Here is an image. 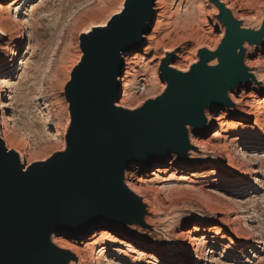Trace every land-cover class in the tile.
<instances>
[{
  "label": "rangeland",
  "instance_id": "rangeland-1",
  "mask_svg": "<svg viewBox=\"0 0 264 264\" xmlns=\"http://www.w3.org/2000/svg\"><path fill=\"white\" fill-rule=\"evenodd\" d=\"M126 2L127 0H32L24 7L23 14H17L16 18L13 11L8 13L4 4L0 3V27L9 32L8 36L0 35V56L6 55L11 60L14 56L17 57L6 65L5 77L1 78L4 84H0V102L5 105L3 113L8 120L7 145L18 152L25 164L26 159L29 160L28 165L43 162L54 153L63 150L71 124L66 89L71 82L74 69L83 56L80 36L87 31H91L88 34H92L95 29L91 27L107 25L114 16L123 11ZM228 4H232L237 14L254 15L253 19H247L249 21L244 23L245 27L259 28L264 17V0H230ZM213 6L209 0L155 1L151 32L145 37L152 36L153 39L147 44L144 38L139 48L123 55V62L128 58L129 61L136 62V67L133 75L125 76V64H123L122 75L118 79L121 92L117 105L121 106L122 102L124 108V105L129 106L127 109L139 108L148 100L161 95L165 82L158 76L161 61L159 56L163 55L165 49L173 52L181 51V57H173L172 62L173 65L177 64L181 68L184 66V71H187L196 59L198 50L217 47L222 39V33ZM162 12L166 17V25L158 28L157 15ZM17 21L23 22V26H18ZM22 34L25 37L19 52L16 38ZM146 45H150L148 53L144 52ZM261 48H264V45ZM258 58L264 60V49L254 54L251 59ZM153 62H157V68L154 67ZM177 70L182 71V69ZM253 70L259 72L260 68ZM243 85L248 84L241 86ZM123 86L128 90L124 94ZM241 86L232 91L236 94L231 97L234 105L231 108L239 110V113H231L225 106H214L209 112L218 118L226 112L227 118L223 119L222 130L237 125L238 121L232 119L242 118L238 115L247 116L244 107L236 104L241 91L247 90L251 95L248 102L253 105L252 116L248 117L249 122L242 126L246 129L252 128L257 120H264V90H257L253 86L241 89ZM209 125L206 128L204 126L203 130L198 132L199 135H191V139L201 138L205 144L208 142V146L215 144L213 135L217 129L211 127L209 129ZM1 137L3 139L2 134ZM243 143L244 145L238 148L237 159L244 169L251 168L253 172L260 167L264 169V140H261L260 134L246 137ZM193 144L192 156L178 162L181 164L170 165L174 160H169L157 162L147 168H139L134 164L129 168L126 172L127 180L130 174L132 177L145 178L144 175L156 171L163 172L162 180L149 184L148 187L151 189L155 185L161 186L162 194L156 195L155 201L159 206L163 204V210L169 213V226L165 232H161L162 225L158 227L156 224L146 229L151 231L154 237H161L160 240L146 241L147 244L143 242L145 239L142 237L143 240L139 238L128 240L120 235L114 239L115 243L120 244L114 246L121 250L120 254L105 253L101 264H144L143 257L129 254L131 249L138 250L136 245L140 243L151 247L150 251L145 253L157 257L156 263L145 264H169L168 260L172 259H180L178 264H198L196 260L194 261V254L193 259L190 260L182 253L185 243L190 244V242L180 236V233H191L190 237L193 239L202 238L204 235L194 232L195 228L211 231L213 235L206 242L216 244L213 254L208 253L211 247H207L205 260H209L210 263L203 262V264H264V245H260L262 249L259 250L252 248V242L258 241L260 237L264 243V173L262 175L252 173L250 177H246L248 179L244 181L247 184L245 190L241 194L237 193L230 182L235 177L224 170H218L220 163L218 153ZM181 169L186 170L188 176L201 175L205 179H201V182L195 185L180 182L177 179ZM212 172H217L220 176L218 184L209 191L215 200L208 198L200 190V187L206 186V180H210ZM256 178L261 181V186L255 188ZM251 188L255 189L250 190ZM220 200L222 204L218 202ZM209 208L215 209V213L210 214ZM232 208H235L234 212ZM226 214L230 227L226 225V221L217 222L220 218L225 219ZM236 217H240L251 242L250 249L243 254L241 249H238V239L231 230L232 221ZM95 232L97 230L88 231L80 237V240L62 238V236L58 238L67 242L85 243ZM98 250L99 247L96 248V254ZM127 256H133L135 263H130Z\"/></svg>",
  "mask_w": 264,
  "mask_h": 264
},
{
  "label": "water",
  "instance_id": "water-1",
  "mask_svg": "<svg viewBox=\"0 0 264 264\" xmlns=\"http://www.w3.org/2000/svg\"><path fill=\"white\" fill-rule=\"evenodd\" d=\"M155 1L127 0L107 27L80 36L83 56L66 89L71 124L64 151L26 167L0 138V264L75 262L52 243L63 232L103 224L150 229L148 205L126 187V172L171 155L187 159L188 127L203 130L207 109L234 106L229 92L256 82V70L244 63L245 45H264V19L259 28L244 27L224 4L209 0L224 30L216 50H199L187 73L169 69L167 54L159 69L164 92L133 111L117 107L123 55L150 34Z\"/></svg>",
  "mask_w": 264,
  "mask_h": 264
},
{
  "label": "bare ground",
  "instance_id": "bare-ground-1",
  "mask_svg": "<svg viewBox=\"0 0 264 264\" xmlns=\"http://www.w3.org/2000/svg\"><path fill=\"white\" fill-rule=\"evenodd\" d=\"M30 1H32V0H24L23 2L21 0H0V3H1V5L4 4V6L8 10V13H11V11H13L14 12V18H16L17 14L18 15L23 14V11L25 10L24 7H26ZM216 1L220 2L221 4H224L225 7L231 11L233 17L239 21L246 23L247 21H249L247 19H253L254 15L253 16H247L244 14H237V11L235 12V10L233 9L234 7L232 6V4H228V1L230 2V0H216ZM213 9H214V14L216 16L218 14V10L215 7V5L213 6ZM263 16H264V14H263ZM263 19H264V17H263ZM165 20H166V17L164 16L163 12L159 13L157 15L156 24H157L158 28H163L166 25ZM17 24H18V26H23V22L17 21ZM259 25L260 24H258V26ZM218 26L220 28V31L222 33V38H223L224 37V30L220 27L219 24H218ZM105 27H107V25L104 27H96V28L91 27L92 29L96 30V31L95 30L92 31V33L95 34V33H97L98 29L105 28ZM244 27H245V25H244ZM89 32H91V31H89ZM89 32L87 31V32L83 33L82 35H87ZM1 34L4 36H8L9 32L3 30V28L0 27V35ZM148 35H146V36H148ZM23 37H25V36H23V34H22L16 38V41L18 44L17 48H18L19 52L21 51V48H22ZM145 39H146L147 44H149V42H151L153 37L149 36ZM218 45H217V47H218ZM148 46H150V45L145 46L146 47L144 49L145 53L150 52V48ZM245 47L248 49V52L246 54L245 61H244L245 65L250 69L260 68V71L259 72L258 71L253 72V74L256 78V82H252L248 85H243V86H241V89L253 86L257 90H264L263 89L264 88V60H261L260 58L253 59V60L251 59L254 54H257L258 51L263 50L264 48L250 47L248 45H245ZM211 48H209L207 50H209L211 52L216 50V48L215 49H211ZM202 49H206V48H202ZM18 54L19 53H17V56H18ZM167 54H169V56L172 57V60H170L168 62V65H167V67L169 69H172L175 71H178L177 69H182V71H179L182 73H187L190 70V68H189L187 71H184V69H183L184 66H183V68H181L177 64L173 65V63H174V62H172L173 57L180 58L182 53H181V51L180 52H173V50H170V49H168V50L165 49L163 51V55L159 56L160 57L159 59H161L160 64H159V69H160V65L162 64V60L168 58ZM15 57L16 56H14V58ZM14 58H13V60H11L10 58H7L6 55L0 56V84H2V83L4 84V81L1 78L5 77L4 73H5V70H7L6 65L13 62ZM197 62H198V57H196V59L194 60L192 65L196 64ZM124 64H125L124 75L125 76L131 75V74L133 75L134 68L136 67V62H131L128 60V58H125ZM214 64H216L215 61L211 63V65H214ZM153 65L155 68H157V62H153ZM248 65H258V66L250 67ZM159 74L160 73L158 70V76H159ZM163 85H164V89L162 90V93L164 92V90L166 88V86H165L166 84L164 83ZM126 91H128L126 86H123L122 93L124 94ZM233 94H236V93L235 92H229V94H228L230 101H231V97L233 98ZM0 97H1V95H0ZM237 98L238 99H237L236 104L242 105L244 107V113L247 116L244 117L243 114L242 115L240 114V115H238V117L240 116L242 118H237V120H236V118L232 119L233 121H238V124L231 126V128L228 130L227 129L222 130V128L224 126L223 119L227 118L226 112L223 113V116L221 118H218V117H215V116H212L211 114H209V112L212 111L214 106H212L210 109H207L205 111V117H206L205 128H206V126H208L210 124L209 129H211V128L217 129V132H215V134L213 135V139H214L213 141H215V144L213 143L212 146H208V144H207L208 142H206V144H207L206 145L205 142L201 138L192 137V139H191V135H199L200 134V133L194 131L191 127H188V135H189V143L191 146L193 143H195L199 147H203V148H206L208 150H212L213 152L218 153V157H219L218 161L220 162L218 164V170H224L227 173H230L232 176L235 177L234 179L230 180V182L234 185V188L236 189L237 193L241 194L242 191H244L245 187L247 186V184L244 182L245 180L248 179L246 177H250L252 173L262 175L264 173V169L262 167H260L256 172H253V170L251 168L244 169L242 164L237 159V155L239 153L238 148L240 146L244 145L243 141L245 140L246 137L257 136L258 134H260L261 140H264V120H257L255 122L254 126H252V128L246 129L245 127H243L242 124L249 122L248 117L252 116L251 108L253 105L251 106L250 105L251 103L248 102V99L251 98V95L249 93H247V90L241 91V93L238 95ZM153 99H155V98H152L151 100H153ZM120 105L121 106L116 104V106L119 108H123V109L129 108V106H127V105H124L125 108L122 107L123 106L122 102L120 103ZM236 107H237V105H236ZM225 108H227V107H225ZM3 109H5V105L0 102V131H1L0 138L2 139V137H1V134H2V136H3L2 141L4 142L6 148L8 150H12L13 148L9 147L7 145L8 144L7 140H9L8 137L6 136V135H8V133H6V132L9 130L8 129V120L4 116ZM136 109H138V108H134V109L131 108V109H127V110L133 111ZM228 109H229V112H231V113H237V112L239 113V110H237V109L233 110L231 107ZM193 138H194V141H193ZM64 149H65V144H64V148L62 151H64ZM12 151L16 152L15 150H12ZM62 151H60V152H62ZM16 153L18 154V152H16ZM223 153H224V156H223ZM21 154L23 155L22 152H21ZM191 156H192V151L190 149L189 157H191ZM18 157H19L20 161L26 167L32 165V164L28 165L29 160L26 159V164L28 165L27 166L25 164V162H23V159L21 158V156L19 154H18ZM244 159H245V157H244ZM169 160L170 161L174 160V162H172V161L170 162L171 163L170 165H173L174 163L175 164H181L178 162L182 161V160H179L175 155H171V156L165 158L162 162H165V161L168 162ZM247 161L250 162V160H247ZM156 163L157 162H154L153 164H150V165L135 163L134 165L139 167V168H147V167H151L152 165H154ZM185 172H186V170H184V169H181L179 171V174H178L179 177L177 179L178 181L184 182V183H189L191 185H193V184L195 185V184H199L201 182V179H205L201 175L200 176L199 175H197V176L196 175H194V176L189 175L188 176V174H186ZM212 173L213 174L211 175L210 180H208V181L206 180V184H205L206 186L200 187V190L203 191V193L205 195H207L208 198L215 200V197L212 196L209 193V191L215 185L218 184V178L220 176L218 175L217 172L216 173L212 172ZM161 175H164L163 172H161V171H156L155 173H150L149 175H144L143 177H145V178L132 177L130 174L128 177V180H127V175H125V185L130 191H132L133 193L143 197L144 202L148 205L149 216L146 218V223L148 224V226H151V225L153 226L154 224H156L159 227L162 225L161 232H165L166 228L169 226L170 215L168 212H165L166 210H163L162 206H164V205L162 203H161L162 205L159 206V204L155 201V199H157L156 195L162 194V188L159 185H155L151 189L149 188L150 187L149 184H154V183H157V182L162 180ZM147 178H150V179H147ZM254 180H255L254 181L255 188L260 187L261 181H259L258 178L254 179ZM148 185H149V187H148ZM255 188H251L250 190H254ZM218 202H220L222 204L221 200ZM231 210H233L232 212H234L235 208H232ZM208 211L210 214L215 213V209H213V208H209ZM220 211H222V210H220ZM217 213H220V212H217ZM227 218L228 217L226 214L225 219L220 218L217 220V222L222 223V222L226 221V225L230 227L231 224L229 223V220ZM241 222L242 221L240 220V217H236L232 221V229L231 230H232V233L235 235V237L238 239L239 243H238L237 247H238V249L239 248L241 249V254H243L245 251H248L250 249L251 242H250V239L247 237L246 231L244 230ZM236 223H238V224H236ZM165 225H167V226H165ZM90 230L91 231L97 230V232L92 234L91 238H89L87 240V242H85V243L75 242V241L74 242H67V240L62 239L63 237H67V238H71V239L76 238L77 240H80L81 239L80 237L84 236L86 234V232H81V231H79L75 234H69V233L63 232V233L53 235L52 236V243L60 249H64V250L69 251L75 257L76 261L72 262L71 264H101L102 263V256L105 253L110 252L113 254H115V253L120 254L121 250L119 248L114 247L115 245H120L119 243H115V240H114L115 238L120 237V235L126 237L128 240H131L134 238H139V239L144 238L145 240H143V239L142 240L145 243H146V241L152 242L154 240H160L161 239V237H157V236L154 237L153 233L151 231H146V229H142L140 227L136 228L135 231H133L131 228L122 229L119 226H111V225L103 224V225L98 226V227H92L89 229V231ZM154 231L157 232V230H155V229H154ZM193 231L194 232H200L204 236L200 239H193L190 237L191 233L190 234L180 233V236L183 237L184 240H188L190 242V244L185 243V248L182 251V253L187 258H190V260L193 259V254H194L195 255L194 261L196 260L198 262V264H203V262L210 263L209 260H205V259H207L206 258L207 247H211L210 251L208 253L213 254L214 248L216 247V244L215 243H209L208 244L206 241H207V239H209L210 236L213 235L212 232L209 230H199L197 228L193 229ZM60 236H62V238H58ZM127 236H129V237H127ZM131 242L134 243L133 241H131ZM123 245L126 246V244H123ZM260 245H264L263 239L261 237L259 238L258 241L252 242V248H254L255 250L262 249V247H260ZM97 247H99V250H98V253L96 254V248ZM154 247H156V246L154 245ZM136 248L138 250L131 249V253H129V254L136 255V257L137 256L143 257L145 260L144 264L148 263V262H154V263L157 262V257L154 254L145 253L147 251H150L151 247L144 246L142 243H140V244L136 245ZM132 257L127 256V259H129L128 261L130 263H135V259ZM179 262H180V259L168 260L169 264H178Z\"/></svg>",
  "mask_w": 264,
  "mask_h": 264
},
{
  "label": "trees",
  "instance_id": "trees-1",
  "mask_svg": "<svg viewBox=\"0 0 264 264\" xmlns=\"http://www.w3.org/2000/svg\"><path fill=\"white\" fill-rule=\"evenodd\" d=\"M106 26V25H105Z\"/></svg>",
  "mask_w": 264,
  "mask_h": 264
}]
</instances>
